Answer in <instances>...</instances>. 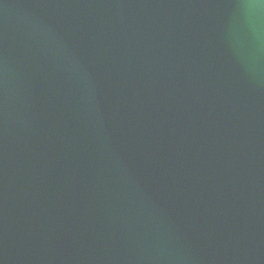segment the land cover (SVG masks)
Listing matches in <instances>:
<instances>
[{"label":"water","instance_id":"obj_1","mask_svg":"<svg viewBox=\"0 0 264 264\" xmlns=\"http://www.w3.org/2000/svg\"><path fill=\"white\" fill-rule=\"evenodd\" d=\"M259 0H0V264H264Z\"/></svg>","mask_w":264,"mask_h":264},{"label":"clouds","instance_id":"obj_2","mask_svg":"<svg viewBox=\"0 0 264 264\" xmlns=\"http://www.w3.org/2000/svg\"><path fill=\"white\" fill-rule=\"evenodd\" d=\"M264 6V0H259V3L256 5V7Z\"/></svg>","mask_w":264,"mask_h":264}]
</instances>
